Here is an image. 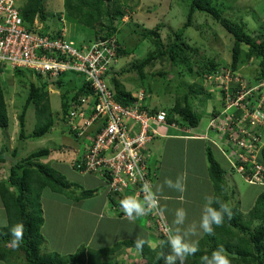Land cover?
Masks as SVG:
<instances>
[{
    "label": "trees",
    "instance_id": "trees-1",
    "mask_svg": "<svg viewBox=\"0 0 264 264\" xmlns=\"http://www.w3.org/2000/svg\"><path fill=\"white\" fill-rule=\"evenodd\" d=\"M226 1L227 0H190L187 21L176 31L175 42L167 47H163L164 45L161 38L157 35L156 40L153 39V41L158 44L162 50H160L159 53H152L142 60L135 61V63L131 65L132 67L126 71L136 69L138 70L140 77L144 79V68L155 63V60L165 55H169L175 60L178 58L179 53L182 54L186 50L187 52H190L189 48L185 46V44L189 46V43L187 42L189 37L187 38L184 35V31L193 24L195 13L197 11H204L219 22V24L231 33L234 38V44L232 47V73L234 71L237 72L239 69L243 57L242 55L244 53V46H248L246 57L254 62H258L259 72L257 74V79H262L264 82V38L260 40L257 39L254 34L249 33L250 30L247 29L244 22L225 15L227 6ZM114 3L115 0H65L67 16L65 17L63 13H60L57 17L58 20L56 19L57 21L54 22V24H51L48 22L49 15L46 10L45 0H27L22 7V15L25 21L31 25V28H36V19H38L39 22L45 23L44 26H40V28L36 29L46 34H50L54 38L60 36L61 28L66 26V21L70 23L75 22L79 26L82 25L94 29L95 38L99 36H104V38L116 36L120 47L115 61L105 75L115 90L117 100L124 105H133L138 100V96L122 85L118 78V73H121V70L119 68V71H117L118 68H116L118 59L123 55L128 54L129 51L127 52L124 42L119 38L117 26L114 22L117 17H123L124 12L122 11L121 6L112 7ZM103 19L108 21L105 33L102 32L105 29L103 25L97 26ZM145 36L149 37L148 34H145ZM94 37L86 36L82 39L92 40ZM203 68H205V77L219 72V67L217 68L213 63L211 66L207 65ZM10 71L17 75L22 74L23 71H30L32 74H36V72L30 69L17 68ZM0 72L3 73L9 71L1 69ZM63 75L64 73L58 75L52 80V83L59 84L58 86L65 85V81L62 79ZM158 75H166V73L162 71L159 72ZM39 76L41 78L44 77L43 75ZM46 79L49 80L48 78ZM49 84V82H44L39 86L34 82L30 83L24 108L19 115L20 138H40L49 133L54 127L56 117L51 105L50 90L48 88ZM237 85L240 87L241 81L237 82ZM73 87L75 89L73 94L68 91L62 96L63 112L61 120L69 125V133L73 135L76 140L82 141L83 146L86 145L85 149H83V152L86 153L89 146L93 145L91 140L92 135L90 133L88 134V132L80 134L78 129H73L71 124L68 123L69 120L67 114L72 107V101L77 100L82 95L88 94L90 89L88 82L85 81L83 77L79 84L75 86L73 85ZM149 90L150 88H147L146 93L150 98ZM244 102L247 104L248 101L244 100ZM31 105L35 106L38 122L34 131L27 134L26 115L27 110ZM249 108L253 112L255 110L254 104L253 107L249 106ZM149 110L151 113H157L159 110H166L168 126L174 125L178 131L195 128L201 121V114L192 106V102L189 101L188 93L182 98H177L172 108H163L158 105L151 107V105H149ZM231 110L234 112L233 118L225 125L226 132H221V130H216L215 132L212 131L216 136H212V139L205 138L204 136L203 138L207 143L206 157L209 166V175L214 185V197L218 198L223 203H227L232 209L233 216L231 219L225 217L224 223L221 226H214L213 235H203L198 240L200 251L194 256V258L197 256L201 257L205 254L210 255L212 251L222 247L225 254L229 256L232 264H264V177L260 180L256 179L254 174L256 173L257 166L250 161L237 160L238 162L234 164L232 160L228 158L227 154L236 159L235 148L225 147V150H222V148L215 142L221 141L218 140L221 138L218 134H223L224 138H228L230 134L236 132L240 125L251 127L250 117L246 118L242 124L239 123L245 113L243 110L236 106H233ZM261 110H264V106ZM216 113L219 112L216 111ZM9 123L10 118L8 114L5 89L0 76V128L6 129L9 126ZM207 126L208 124L206 125L205 134L207 133ZM258 126L259 127L255 133L262 139L264 138V124L259 123ZM154 139L152 141H154ZM7 149L8 147L6 148V151ZM215 150H217L224 158V165H222L217 159ZM255 151H252V153L249 152L247 156L249 158H252V154L256 156L255 162L263 167L260 171V175L264 176V144L261 147H257ZM51 152L52 150L50 148L43 147L28 153L20 159L12 160L9 171L7 170L8 175L6 178L2 177L0 180V196L7 213L9 225V227H2V225H0V260L10 261L11 256L17 255L16 257H18L20 253H22L26 260L25 264H115V260H108L106 257L110 258L111 255L116 253L122 247H135V239H125L115 245L96 250L97 258L92 257V254L90 253V256L88 257V254H85L86 248L84 247L80 248L75 254L71 253L67 255L58 252L42 251V245L45 241V237L42 233V226L45 220L43 214V190L45 187H49L65 192L73 186V183L70 182L66 176L41 161L43 157L49 156ZM4 153V147H2L0 149V162L2 163V165L0 164V167H3L5 165L3 163L9 159ZM13 154L14 157H17L19 149L15 148ZM76 161L77 160H74V164ZM148 161V175L155 188L156 180L159 177V169L157 167L160 166L157 165L155 167L151 165L149 159ZM240 165H242L243 168H241ZM232 172L239 174L241 179L249 185L259 186L261 188L257 193L254 206L248 215L243 213L240 209L239 202L242 194L236 197V187H238V183H232V180L235 181L229 174ZM106 189L109 198L114 200L118 205V202L114 197L109 194L110 191L107 183ZM96 192V189L83 188L80 194H77L76 196L74 195L73 197H88ZM216 206L218 207V205ZM255 221L257 225L253 227ZM18 222L24 224V238L20 243V247L13 250L9 247L10 240L12 239L10 227ZM159 236L164 244L157 249V252L162 251L167 253L170 249L167 246L166 234L160 233ZM204 245L209 247L208 250L202 248ZM142 253L144 257L147 258L145 264H163V261H158L156 259V254L149 251L147 246L144 247Z\"/></svg>",
    "mask_w": 264,
    "mask_h": 264
},
{
    "label": "rangeland",
    "instance_id": "rangeland-1",
    "mask_svg": "<svg viewBox=\"0 0 264 264\" xmlns=\"http://www.w3.org/2000/svg\"><path fill=\"white\" fill-rule=\"evenodd\" d=\"M26 1L27 0H22V2ZM189 2L190 0H115L112 7L121 6L124 12L125 16L121 18L117 17L114 22L117 26L119 38L124 42L127 52L129 51L128 54L120 57L116 63V68H118L117 71H119V68L121 70V73H118L119 81L132 92H138L141 88L146 90L150 88V101L148 102L151 103V107L158 105L163 108H172L177 98H182L188 93L189 101L192 102V106L201 114L200 123L193 128L192 131L197 133L203 131L212 118L211 114L208 113L210 108L217 111L219 110L218 108L222 107L221 88L216 85V82L220 81H217L218 77H229L228 72H231L230 67L232 63L234 38L232 34L222 27L210 14L204 11H197L193 19V24L185 29L184 35L187 38L189 37V40H187L189 46L186 44L185 46L189 48L190 52L186 50L182 54L179 53L178 58L175 60L169 55L155 60V63L144 68V79L140 77L136 69L126 71L132 67L131 65L134 64L135 61L142 60L150 54L155 52L159 53V51L162 50V48L153 41V39L156 40L157 35L160 36L164 45L163 47H167L175 42L176 31L187 21L190 8ZM45 4L49 15L48 22L51 24H54V22L58 20L57 17L60 13H63L65 17L67 16L65 0H45ZM226 4L225 15L244 22L247 29L250 30L249 33L254 34L257 39L260 40L264 38V0H227ZM122 18H125V20ZM68 23L70 22H65L66 25H68ZM39 25L44 26L45 23L39 22ZM101 25L104 26L105 29L102 32L105 33L108 21L103 19L97 26ZM67 34L76 42H80L82 41V37H94V29L82 25L79 26L73 22L68 25ZM145 34H148L149 37L145 36ZM247 50L248 46H244L240 67L237 72L234 71L231 74L230 78L235 80L233 82L241 81L247 85L248 88H257L263 81L262 79H257V74L259 72L258 62H254L246 57ZM212 63L216 65L217 68L219 67L218 75L211 74L205 77V68L203 67L207 65L211 66ZM162 71L165 72L166 75H158V73ZM0 76L5 89L10 118L9 126L6 129L0 128V149L4 147V155L9 157L5 165L0 167V180L2 177L6 178L8 175L12 160L20 159L28 153L43 147L50 148L52 152L49 156L43 157L41 159L42 162L53 167L59 171V173H62L63 170L67 168L72 172L76 171L72 164L81 154L79 152L85 149L86 145L83 146L82 141L76 140L75 137L69 133V125L61 120L63 112L62 96L68 91L73 94L75 92L73 85H78L82 80V76L71 72L64 74L62 79L65 81V85L63 86H58L59 84L56 83L51 84V80H47L46 77L41 78L38 74L34 75V73L32 74L30 71H23L22 74L18 75L12 71L0 72ZM31 82L39 86L44 82L50 83L48 88L50 90L51 105L56 117V122L52 130L45 136L23 139L20 138L19 115L24 108ZM204 86L207 88L206 90ZM246 116H248V113H244L242 118ZM37 122L35 106L31 105L26 115L27 134L34 131ZM258 122L259 120H257L255 124ZM261 123L264 124L263 121H261ZM255 124L251 128L241 126V129L253 133L257 131L259 127ZM208 134L210 136H216L213 132H208ZM174 142L173 140H167L164 150L173 151V154H176L178 158H183V154H185L183 147L179 148ZM261 142L264 144V138H262ZM7 147L8 149L6 151ZM15 148L19 149L17 157H14L13 154ZM188 151L190 152L191 150L188 149ZM215 155L221 164L224 165V158L220 157L221 154L217 150H215ZM0 164L2 163L0 162ZM229 174L232 176V179L235 180H232V183H238V187H236V197L242 194L239 202L240 209L243 213L248 215L254 206L257 193L261 188L244 182L236 172ZM64 175L73 183V187H70L65 192L49 187H45L43 190V204L46 207L48 219L46 232L51 237L53 243L63 247L64 251H66V255L71 253L75 254L80 248H85V246L82 245L76 248L78 241L84 238L90 239L89 244H87L88 248H86L88 249V257L90 253L92 257L97 258V251L93 248H100L112 243L113 224L107 225L105 222H102L99 225H95L94 223L88 225L85 223L81 224L82 227L77 230L70 222L72 219L68 217L69 214L66 208L58 205L54 200L60 199V201L69 204L70 197L73 196L72 191H74V189L78 191L82 189L76 177L77 174L72 177L70 174ZM106 190L107 189H105V191ZM90 202L93 203V201ZM202 209L203 208L198 210L196 208L187 209L186 224L192 222L199 223ZM163 214L167 221L169 231H174L175 226L171 225L164 212ZM5 219L6 212L0 196V224H2ZM137 219L141 221L147 220L151 227L156 229L153 220L146 217ZM256 225L257 223L255 221L253 227ZM127 231L126 229H121V232L127 233ZM156 231L158 233L157 229ZM133 232L143 237L140 227L136 226ZM147 233L150 235L149 231H147ZM136 235L130 236L136 238ZM144 237V239L150 240L148 235ZM202 248L208 250L209 247L204 245ZM42 251H47L43 245ZM127 255L129 259L126 257ZM111 257L117 264L138 263H136L135 260L132 262L130 260L132 257L128 253L121 252L111 255ZM106 258L110 260L109 257ZM10 259L12 262H8V264H25L26 262L22 253H20L18 260L13 256H11ZM86 259L88 260L87 257ZM199 260L200 256L196 258L190 257L187 264H199Z\"/></svg>",
    "mask_w": 264,
    "mask_h": 264
},
{
    "label": "built area",
    "instance_id": "built-area-1",
    "mask_svg": "<svg viewBox=\"0 0 264 264\" xmlns=\"http://www.w3.org/2000/svg\"><path fill=\"white\" fill-rule=\"evenodd\" d=\"M22 6V0H0V70L30 69L51 80L61 73L71 72L88 82L90 92L72 101L67 114L68 123L73 129H78L80 134L88 132L92 135L93 145L89 146L78 167L101 174L109 194L118 202L113 209L124 216L119 207L121 198L138 196L142 199L139 173L142 172L143 178L153 185L148 175L150 156L147 149L148 144L161 135L160 126L168 124L167 111L151 113L144 91L137 94L138 100L133 105H124L117 100L115 90L105 75L120 47L116 36H99L76 42L67 34V28L63 27L60 36L54 38L36 29L40 26L31 28L21 14ZM228 74V78L217 79L225 83L226 108L210 119L205 138L212 139L208 132H226L225 125L233 118V106L248 113L239 123L242 124L248 117L251 118V127L257 120L259 122L255 125L264 122V110H261L264 106V82L257 88H248L242 82L240 87L236 84L231 86L235 80L230 78L231 72ZM232 87L237 90L236 94H233ZM244 100L248 101L247 104ZM253 104L255 110L252 112L249 106L253 107ZM218 135L221 141L215 142L222 150L225 147L235 148L236 159L227 154L234 164L237 160L250 161L257 166L254 174L256 179L264 177L260 175L263 167L255 162L256 156H247L263 145L262 139L255 132L242 130L240 125L228 138H224L223 134ZM144 217L153 220L160 233L169 232L161 205L156 215Z\"/></svg>",
    "mask_w": 264,
    "mask_h": 264
},
{
    "label": "crops",
    "instance_id": "crops-1",
    "mask_svg": "<svg viewBox=\"0 0 264 264\" xmlns=\"http://www.w3.org/2000/svg\"><path fill=\"white\" fill-rule=\"evenodd\" d=\"M123 20H125V18H123ZM211 109L212 108H210V111L208 112L209 114L211 113ZM159 130L161 135L157 136L154 141L149 143L147 149L150 156L149 160L151 165L155 167L157 165L160 166L157 167L159 169V177L156 180L155 187L160 185L166 177L175 179L177 175H186V191L183 193L182 200L180 199L181 194L172 192L167 188H165L162 193H158L161 210L165 213L171 225H173V213L176 208L183 207L186 210L189 208H196L198 210L204 206L205 194H211L214 196V185L209 175V166L206 157L207 143L203 138L206 127L203 131L194 133L192 132L193 128L189 130L177 131L174 125L168 126L162 124ZM167 140L175 141L174 144H177L179 148L183 147V151L185 152V154H183V158H178L176 154H173V151L164 150ZM188 149L191 151L189 152ZM220 157H222V155H220ZM71 172L72 171L67 168L63 170L62 174H70L71 177L77 174L76 177L79 180L80 187L82 188L81 190H83V188L97 190V192L91 196L74 198V195L76 196L77 194L81 193V190L78 191L74 189L73 196L70 199L69 204L60 201V199H54L58 205L66 208V211L69 214L68 217L72 219L70 222L73 224V226L79 230L82 227L81 224L85 223L88 225H92L93 223L95 225H99L102 222H105L107 225L113 224L112 243L107 246L93 249L98 250L109 247L125 239H135V237H131L130 235H136V233L133 232L136 226L140 227L142 230L143 237L139 235L141 238H145L144 236L148 235L150 240H152L154 243L160 244L161 237L157 233L156 229L151 227L147 220L144 219L145 221H141L136 219L134 222H130L126 217L120 216L117 211L113 209L112 205L115 204V201L110 199L107 191H105L106 181L100 174L84 173L80 171ZM90 201H93V203ZM43 210L45 218L44 224L42 226V233L45 237L43 246H45L48 252H58L64 255L66 254V251H64L63 247L57 246L55 243H53L51 237L46 232L48 219L44 204ZM6 220L8 222L7 213ZM122 228L128 230L127 233L121 232ZM147 231L150 232V235L147 233ZM203 235L204 234H201L199 237H193L192 239L198 241ZM89 241L90 239H81L77 242L76 248L81 245L85 246V248H88L87 244H89ZM121 252L130 254L132 257L130 260L132 262L135 260L136 263L138 262L137 264H145L147 262V258L144 257L142 251L136 247H122L113 255ZM87 253L88 249H85V254ZM16 256L13 257L18 260L19 256ZM126 257L129 259L128 255ZM110 259L113 258L110 256ZM8 262H12L11 259L10 261L0 260V264H8ZM115 264L117 263L115 262Z\"/></svg>",
    "mask_w": 264,
    "mask_h": 264
},
{
    "label": "clouds",
    "instance_id": "clouds-1",
    "mask_svg": "<svg viewBox=\"0 0 264 264\" xmlns=\"http://www.w3.org/2000/svg\"><path fill=\"white\" fill-rule=\"evenodd\" d=\"M25 3L26 2H23V6L25 5ZM21 14H22V10H21ZM35 23L36 26H40L38 19H36ZM68 25L65 26L67 30H68ZM231 74H232V70H231ZM214 75H218V72L215 73ZM235 84L237 87H239L237 85V82H232L231 86H235ZM216 85H218L221 88V94H222L221 97L223 103H222V107L218 108L219 110H217L219 113H216V111L212 109L210 113L211 117L220 114V112L226 108L225 96L227 91L224 89L225 83L218 81L216 82ZM204 88L205 90L207 89L205 86ZM232 88H233V94H236L237 90H235L234 87ZM140 91H144L148 101H150V98L147 96L146 90L144 88H141ZM140 91L133 93L137 96V94ZM149 105H151L150 102ZM79 153L81 154L79 155L78 158L75 159L78 162L76 161L75 164L73 162L72 166H74L75 170L77 171L84 173H93L78 167V164L84 160L87 151L86 153H84L83 151ZM93 174H97V173H93ZM139 176L141 180V186L139 191L140 193H142V199L139 198L138 196H124L119 200V207L122 210L124 217H126L130 222H134L137 218L144 217L146 215H150V214L156 215L160 211V200L158 198V193H162L165 188H167L172 192L181 194L180 199L181 200L183 199V193L186 191L185 174L177 175L175 179L171 177H166L163 180V182L160 185L156 186L155 188L149 181L143 178L142 172L139 173ZM204 201L205 203L202 209V214L199 223L192 222L186 224L187 221L186 209H184L183 207H179L174 210L173 220H172V224L175 226L174 231L170 230L168 233H166L167 246L170 249L167 253H164L162 251L157 252V249L163 246L164 244L163 241H161L160 244H157L154 243L152 240H147L141 238L140 236H137L135 238L134 246L141 251H143L144 247L147 246L149 251L156 254V259L158 261L161 260L163 261V264H187L189 258L196 256V254L200 251L198 246V241L193 240L192 238L199 237L201 234L213 235L214 226L215 227L221 226L224 223L225 217L231 219L233 216L231 207L227 203L221 202L218 198H215L213 195L205 194ZM216 205H218V207ZM113 206L114 205H112V207ZM2 227H9L6 219L2 223ZM10 232L12 234V239L10 240L9 247L13 250H16L20 247V243L24 238V224L18 222L12 225L10 227ZM158 234L160 235L159 231ZM199 264H232V262L229 256L225 254L224 249L221 247L212 251L210 255L208 254L202 255L200 257Z\"/></svg>",
    "mask_w": 264,
    "mask_h": 264
}]
</instances>
